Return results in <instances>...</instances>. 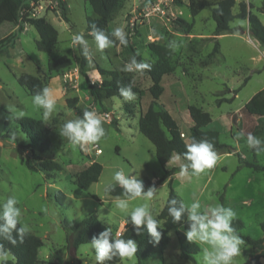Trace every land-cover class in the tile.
<instances>
[{
	"label": "rangeland",
	"instance_id": "rangeland-1",
	"mask_svg": "<svg viewBox=\"0 0 264 264\" xmlns=\"http://www.w3.org/2000/svg\"><path fill=\"white\" fill-rule=\"evenodd\" d=\"M25 1L19 20L15 21L9 15L0 27L1 40L16 33L19 25H23L13 46L0 55V135L10 132L19 138L17 143L0 137V199L17 196L23 222L29 225L30 233L44 241L39 252L41 264H96L95 251L90 243L71 251L63 221L78 223L96 214L117 231L125 221V215L112 202L122 196L105 193L103 188L111 181L114 171L119 169L149 179L150 184L145 186V190L153 185L157 187V196L152 204L155 218L159 225L163 224L158 214L169 194V178L161 181L163 170L155 146L139 130L140 116L153 101L148 90L152 79L146 70H122L133 57L138 62H156L159 56L151 50L152 42L167 48L165 57L172 67V71L162 79L164 91L156 100L155 108L169 111L188 141L189 127L194 124L188 107L200 106L210 113V127L218 130L219 140L225 144L222 150L217 151L219 160L212 169L198 177L181 176L178 171L174 174L173 185L178 196L188 203L199 199L204 206L223 204L231 207L236 212L235 219L244 222L239 235L246 234L254 239L264 237V171L241 163L245 160L264 165V152L249 149L245 139H235L236 133L243 131L245 138L252 133L264 140V119L243 110L246 101L264 87V46L250 34L248 19L235 18L230 22L231 32L216 34L213 5L204 7L194 16L190 0H163L161 9L164 14L152 8L158 0H123L108 23L107 33L115 27H122L129 46L116 41L101 53L96 51L94 41L86 31L87 17H96L88 0H64L70 22L62 18L57 0ZM242 1L264 22V11L260 10L263 0H236L232 8L234 14L239 12ZM27 15L45 17L59 31V40L52 53L38 49L39 35L24 21ZM179 18L193 23L190 33L179 30ZM132 22L134 28H131ZM80 32L89 41L91 52L86 58L87 77L80 71L82 55L79 47L75 50L71 47L72 35ZM62 55L69 56L72 64L60 71H49L48 63ZM100 68L130 76L138 90L135 99L125 101L124 98L113 97L102 104L95 101L88 81L102 86L103 79L109 78L101 74ZM24 74L40 77L56 99V109L47 121L43 119V110L33 105L34 95L17 80ZM70 100L73 103H69ZM84 109L99 115L106 135L99 143L81 148L69 143L59 132L63 122L82 116ZM19 116L44 121L52 134L50 150L32 153L25 147L29 140L15 121ZM95 145L102 149V153H96ZM19 147H22L23 157L33 165L39 167L42 160L52 159L62 165V170L53 171L50 176L43 171H31L21 162ZM177 155L175 153L172 157ZM93 161L101 163L103 170L99 180L85 190L74 182V176ZM184 162L182 157L179 160L171 158L168 167H179L177 165ZM59 191L66 197L58 201L56 194ZM137 203L140 201L132 202ZM179 230L185 232L182 227ZM169 236L167 249L147 258L145 264H201L202 251L198 244L200 251L192 261L179 255L176 231H170ZM240 247L241 254L235 258V264H246L252 260V255L258 254L245 241ZM136 262L134 254L132 259L121 260L119 264Z\"/></svg>",
	"mask_w": 264,
	"mask_h": 264
},
{
	"label": "trees",
	"instance_id": "trees-1",
	"mask_svg": "<svg viewBox=\"0 0 264 264\" xmlns=\"http://www.w3.org/2000/svg\"><path fill=\"white\" fill-rule=\"evenodd\" d=\"M57 1L59 2L62 18L65 21L70 22V18L67 14L68 6L64 0ZM88 2L96 14V17H87L86 31L90 32L92 26L95 25L98 29H102L107 33L108 23L121 7L123 0H88ZM235 4L236 0H216V2L213 3L210 0H190V9L192 15L195 16L204 7L213 5L212 16L216 22V34L231 32L233 28L230 26V22L235 18L248 19L250 34L264 46V23L257 14L249 11L248 4L245 1L240 2L239 12L234 14L232 8ZM24 6H26L25 0H0V27L6 23L9 15L12 16L15 21H18L20 10H22ZM260 10L264 11V0L260 6ZM24 21L36 29L39 35V41L37 44L38 49L46 53H52L59 40V31L57 28L45 17H31L27 15L24 18ZM177 24L179 30L182 32L190 33L192 31V22L179 18L177 19ZM22 29L23 25L20 24L16 33L0 40V55H2L8 47L13 46L15 40L18 38V31ZM150 48L158 54L159 59L156 62H149L148 64L151 65L150 69H145L152 79V84L148 90L153 97V101L147 110L140 116L139 130L155 146L156 156L163 170L161 181L169 178V194L167 200L172 197H177L179 199L180 197L173 185V175L177 171H180V167L174 166L170 169L166 168V164L170 161L172 154L177 153L183 158V153L186 151L185 144L190 142L193 138L197 140L204 139L211 142L214 145L216 152L222 150L225 147V144L220 142L218 130L210 127L212 123L210 113L200 106L190 105L188 107L190 117L194 122V124L189 127L188 141L181 136L179 124L171 113L167 110L155 108L156 100L161 97L164 91L162 79L165 74H169L172 71V67L165 57L167 54V48L165 46L152 42L150 43ZM87 63V59L82 55L80 71L85 77H87L85 69ZM71 64L72 61L70 57L62 55L50 61L48 63V68L49 71H60ZM100 72L104 76H109V78L103 79L102 86L92 84L88 81L91 96L100 104L113 97L123 98L120 96L119 92L121 87H131L134 93L138 92L130 76L122 74L116 70H104L101 68ZM17 80L31 95L36 94L45 87L42 79L33 74L20 75ZM69 103H73L72 100H70ZM243 110L249 115L264 119V88L256 92L249 101L245 103ZM15 121L20 125L22 132L29 140L25 147L29 149L30 152L44 153L52 148L53 140L51 130L43 120L30 116H19L15 118ZM0 137L10 138L17 143L19 141L18 135L15 133L6 132L5 134L0 135ZM21 148L19 147L20 160L22 163L26 164L31 171H43L46 175L50 176L51 172L62 170V165L52 159L42 160L39 167L33 165L29 160H26L23 157ZM241 163L254 170L264 171V165L245 160H241ZM102 170V164L98 161H93L88 167L75 174L74 182L79 187L86 190L99 180ZM141 179L145 186L150 184L149 179L145 177ZM110 194L114 196H122L123 192L122 189L117 186ZM56 197L59 201L65 199L66 195L59 191L56 194ZM158 218L163 220V224L159 225L161 228L158 229L162 233L159 243H154L152 241V238L146 229L140 234H137L131 224L125 225L123 232L119 236H116L115 231L112 230L113 235L117 238L135 240L137 243V251L135 253L137 257L136 264H145L144 261L147 258L157 253H163L167 249L170 242L169 233L170 231L175 230L180 248L179 255L182 258L195 261V255L198 254L200 248L196 243L188 242L184 232L179 230L180 227L186 230L188 224L186 222H184L182 226L179 223L173 224L171 217L167 213L166 202L159 212ZM63 223L68 230V240L72 252L76 251L80 245L90 243L93 236L98 235L105 227H109L106 223L101 221L96 214H91L78 223H72L67 219H65ZM233 227L239 234L244 228V222L241 219H234ZM262 227L264 229V222L262 223ZM13 235H15V232ZM240 235L247 244L251 245L255 250L260 251L258 254L252 255L253 264H260L259 258L264 256V237L254 239L246 234ZM0 243H3L4 247L9 249L15 258L14 261L10 260L8 264L42 263V260H40L39 257V252L40 248L44 245V241L36 234L29 232L23 243L18 242L16 245L10 244L7 240H0ZM120 261L121 259L119 257H115L112 261H107L106 264H119ZM247 264L250 263L248 262Z\"/></svg>",
	"mask_w": 264,
	"mask_h": 264
},
{
	"label": "clouds",
	"instance_id": "clouds-1",
	"mask_svg": "<svg viewBox=\"0 0 264 264\" xmlns=\"http://www.w3.org/2000/svg\"><path fill=\"white\" fill-rule=\"evenodd\" d=\"M89 35L94 41L96 51L103 53L105 49L111 48L116 41L122 46L128 45L126 33L122 27H115L111 32L106 33L95 25ZM71 47H79L80 54L85 58L90 57L89 41L82 32L75 33L71 37ZM151 65L145 62H138L133 57L123 66V71H143L150 69ZM120 96L125 101H133L135 93L131 87H121ZM32 103L43 110V119L47 121L56 109V99L48 87H44L32 97ZM59 134L65 137L69 143L83 148L85 145L99 143L106 135L103 121L95 111L83 110V115L75 119H68L63 122ZM236 140L245 139L249 149L257 153L264 152V140H261L252 133L239 131L235 136ZM186 151L183 153V160L186 163L180 167L181 176H199L206 170L212 169L218 163L219 156L214 145L204 139L193 138L185 144ZM179 155L172 157L179 160ZM123 169L114 171L111 181L104 185V192L111 193L115 187L122 189V197H117L112 203L114 207L125 215V224H131L137 234L145 229L154 243H159L162 233L159 221L155 218L152 202L157 196V187L150 186L145 190V185L140 175H130ZM134 201L140 203L132 204ZM19 200L15 195H9L0 199V240H7L10 244L23 243L30 232V227L23 222L22 209L18 207ZM167 213L173 224H188L184 234L190 243H196L201 247V264H235V258L241 254V245L244 243L241 236L233 227V220L236 212L231 207L223 204L202 205L199 199H193L190 203L177 197L166 201ZM19 225V227H18ZM15 232V235L13 233ZM90 246L95 251L96 264H106L113 258L121 260L132 259L137 251V243L133 239L117 238L113 235L111 227H105L98 235L93 236ZM14 256L3 243H0V264H8L14 261Z\"/></svg>",
	"mask_w": 264,
	"mask_h": 264
},
{
	"label": "built area",
	"instance_id": "built-area-1",
	"mask_svg": "<svg viewBox=\"0 0 264 264\" xmlns=\"http://www.w3.org/2000/svg\"><path fill=\"white\" fill-rule=\"evenodd\" d=\"M163 2H164L163 0H158L156 3H153V5H152L153 10H157L158 12H162L164 14L165 13L164 10L161 9V3H163ZM131 25H132L131 28H134V23L133 22H132ZM98 86H100V85H98ZM181 136L185 137V133L181 132ZM94 147H95L96 153H98V154L102 153V149L99 146L95 145Z\"/></svg>",
	"mask_w": 264,
	"mask_h": 264
},
{
	"label": "crops",
	"instance_id": "crops-1",
	"mask_svg": "<svg viewBox=\"0 0 264 264\" xmlns=\"http://www.w3.org/2000/svg\"><path fill=\"white\" fill-rule=\"evenodd\" d=\"M261 21H262V20H261ZM263 23H264V22H263ZM263 88H264V87H263ZM250 98H251V97H250ZM250 98H249V99H250ZM249 99H248L247 101H249ZM247 101H246V102H247ZM244 105H245V104H244ZM174 154H175V153H173L172 156H173ZM172 156H171V158H172ZM170 160H171V159H170ZM168 163H169V162H168ZM168 163L166 164V168H168V169L172 168L173 166H172V167H168ZM184 163H185V162H184ZM184 163H181V164H179V165H177V166L181 167V165L184 164ZM87 167H88V166H87ZM178 172H180V171H178ZM175 174H177V172H176ZM173 179H174V175H173ZM125 225H126V224H125V221H124V222H122L121 226L119 227V229H118L117 231L114 230V231L117 233L116 236H119V235L123 232V230H124V228H125ZM261 238H262V237H261ZM257 251H258V253L260 252L259 250H257ZM247 263H248V262H247ZM247 263H246V264H247ZM249 263H250V264H253V261H252V260H249Z\"/></svg>",
	"mask_w": 264,
	"mask_h": 264
},
{
	"label": "water",
	"instance_id": "water-1",
	"mask_svg": "<svg viewBox=\"0 0 264 264\" xmlns=\"http://www.w3.org/2000/svg\"><path fill=\"white\" fill-rule=\"evenodd\" d=\"M259 261H260V264H264V256H261V257L259 258Z\"/></svg>",
	"mask_w": 264,
	"mask_h": 264
}]
</instances>
